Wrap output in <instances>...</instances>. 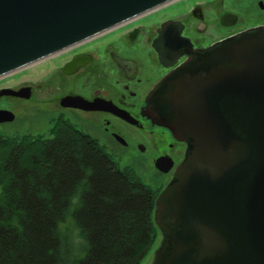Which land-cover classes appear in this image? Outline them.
Here are the masks:
<instances>
[{"label":"water","instance_id":"1","mask_svg":"<svg viewBox=\"0 0 264 264\" xmlns=\"http://www.w3.org/2000/svg\"><path fill=\"white\" fill-rule=\"evenodd\" d=\"M173 1L0 0V78ZM183 27L169 19L158 28L160 62L189 57L141 111L187 144L155 199L162 239L152 264H264V24L197 48ZM5 91L30 96L28 87ZM13 118L0 109V122Z\"/></svg>","mask_w":264,"mask_h":264},{"label":"trees","instance_id":"2","mask_svg":"<svg viewBox=\"0 0 264 264\" xmlns=\"http://www.w3.org/2000/svg\"><path fill=\"white\" fill-rule=\"evenodd\" d=\"M50 134H0V264H141L157 191L67 120Z\"/></svg>","mask_w":264,"mask_h":264},{"label":"flooded vegetation","instance_id":"3","mask_svg":"<svg viewBox=\"0 0 264 264\" xmlns=\"http://www.w3.org/2000/svg\"><path fill=\"white\" fill-rule=\"evenodd\" d=\"M213 1L174 6L175 1L170 2L22 68L19 73L25 77L20 82L8 83L14 74L0 78V109L12 111L14 118L8 121H14L15 109L28 100L34 119L52 122V127L61 119L67 120L117 166L134 169L158 195L184 160L187 144L164 129L152 127L141 115L142 106L158 82L189 57L182 54L168 67L160 62L152 45L159 36L158 28L169 19L180 21L182 36L197 48L264 24H229L225 17L236 12L228 10L221 0L226 13L217 15ZM218 23L221 31L210 39L199 35ZM23 87L29 88V97L5 93L6 89ZM147 175L154 186L145 180Z\"/></svg>","mask_w":264,"mask_h":264},{"label":"rangeland","instance_id":"4","mask_svg":"<svg viewBox=\"0 0 264 264\" xmlns=\"http://www.w3.org/2000/svg\"><path fill=\"white\" fill-rule=\"evenodd\" d=\"M260 1H263L264 3V0H224V3L228 10H232L236 12L233 13L238 16V21H237L238 24L236 23V25L240 26L245 24H254L259 21H264V8H261ZM194 2H197V0H177L174 2L172 6L176 4L183 5L185 3L191 4ZM220 2L221 0H214L212 3V9L213 6L216 8L217 15H220L225 12V10L222 9V5ZM209 15L214 17L213 14H209ZM220 31H221L220 24L218 23L217 26L216 25L211 26V28H209V30H207L206 33L199 35H201L203 39H210L212 36H214L216 33ZM24 77L25 76L22 73L14 74V76H12L13 79H11L8 83L20 82ZM21 84H24V82ZM20 103L22 106L18 109H15V113L17 116L16 120L0 122V134L14 135L15 133H19V134L30 133L34 135L41 134L44 135L45 137H50L51 136L50 129L52 127V122L44 123V121L34 119L32 114L33 106L30 101L26 100V101H21ZM121 164H124V162H122ZM145 170L149 171V169H145ZM147 176L148 179L145 178L144 179L148 181L149 184L154 186L153 185L154 183L152 182V177H150L149 175ZM66 224L72 225V221L70 218L68 219ZM63 225L64 224H62V226ZM161 239L162 236L161 233L159 232L152 249L150 250L148 255L143 259L141 264H152L154 259V253L157 250L158 246L160 245Z\"/></svg>","mask_w":264,"mask_h":264},{"label":"bare ground","instance_id":"5","mask_svg":"<svg viewBox=\"0 0 264 264\" xmlns=\"http://www.w3.org/2000/svg\"><path fill=\"white\" fill-rule=\"evenodd\" d=\"M227 21L229 22V19L227 18ZM181 23V22H180ZM182 24V23H181ZM236 24V22L235 23H233V25H235ZM20 71V70H19ZM19 71H16V72H14V73H12V74H17V73H19ZM10 75V74H9ZM5 77V76H4Z\"/></svg>","mask_w":264,"mask_h":264}]
</instances>
